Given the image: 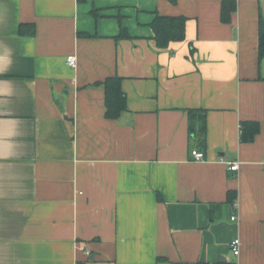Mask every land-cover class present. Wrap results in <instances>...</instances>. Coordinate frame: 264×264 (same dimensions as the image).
<instances>
[{"label":"crops","instance_id":"1","mask_svg":"<svg viewBox=\"0 0 264 264\" xmlns=\"http://www.w3.org/2000/svg\"><path fill=\"white\" fill-rule=\"evenodd\" d=\"M157 15L185 39L159 48ZM261 18L264 0L228 23L222 0H0V264H264Z\"/></svg>","mask_w":264,"mask_h":264},{"label":"trees","instance_id":"2","mask_svg":"<svg viewBox=\"0 0 264 264\" xmlns=\"http://www.w3.org/2000/svg\"><path fill=\"white\" fill-rule=\"evenodd\" d=\"M237 0H222V20L225 23L230 22L232 14L236 11ZM186 18L184 17H166L157 15L151 27L154 31V39L159 48H167L172 42H179L185 39ZM259 47L258 57L261 60L264 57V19L259 20ZM34 25H22L20 28L21 35L34 36ZM129 37L125 29L121 30V35L117 39ZM123 79L119 76H111L104 81L97 83L98 86H103L105 90V116L110 120H117L122 113L127 110V98L122 90ZM201 112L200 110H190V116ZM206 113L204 114V118ZM205 122V119H204ZM206 125H204L199 133L206 135ZM261 132V125L258 122L248 121L241 124L240 136L241 142L251 143L255 137ZM197 133V130L191 128L192 136ZM204 146V144H203ZM204 148V147H202ZM236 199L235 192L228 193V201L234 202Z\"/></svg>","mask_w":264,"mask_h":264},{"label":"built area","instance_id":"3","mask_svg":"<svg viewBox=\"0 0 264 264\" xmlns=\"http://www.w3.org/2000/svg\"><path fill=\"white\" fill-rule=\"evenodd\" d=\"M67 64L70 67L75 68L77 65V58L75 56L68 57ZM191 156L194 162H204L206 160L205 153L201 150H193L191 152ZM240 166H241L240 162L228 163V168L232 172H238L240 170ZM232 220H236V217L234 216ZM240 246H241L240 239H235L231 242V249L236 256L240 254Z\"/></svg>","mask_w":264,"mask_h":264}]
</instances>
